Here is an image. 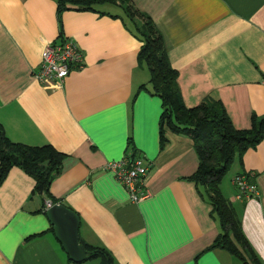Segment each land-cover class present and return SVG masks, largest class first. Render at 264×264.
<instances>
[{
	"label": "crops",
	"instance_id": "obj_1",
	"mask_svg": "<svg viewBox=\"0 0 264 264\" xmlns=\"http://www.w3.org/2000/svg\"><path fill=\"white\" fill-rule=\"evenodd\" d=\"M130 3L161 34L186 107L218 100L238 130L250 128L252 115L264 116V0ZM96 8L117 14L112 6ZM60 29L82 50L84 67L45 88L33 72L44 46L61 40ZM139 47L109 15L71 9L59 24L54 0H0V125L13 143L50 145L64 155L50 197L77 214L79 240L106 250L114 264H239L224 250L205 251L220 229L202 188L188 180L198 167L193 142L168 133L160 147L161 101L147 91ZM127 155L151 164V196L138 203L104 170ZM233 167L220 190L264 264V138ZM241 173L253 175L258 197L236 199L233 179ZM33 187L18 168L0 186V264H79L50 232L44 204L54 203Z\"/></svg>",
	"mask_w": 264,
	"mask_h": 264
},
{
	"label": "trees",
	"instance_id": "obj_2",
	"mask_svg": "<svg viewBox=\"0 0 264 264\" xmlns=\"http://www.w3.org/2000/svg\"><path fill=\"white\" fill-rule=\"evenodd\" d=\"M54 1L59 24L65 11H94L121 20L124 27L140 43L137 65L148 72L149 89L142 85L139 90H147L161 101L160 147L167 144L168 133L187 136L193 142L198 167L188 180L202 188L203 193L200 195L210 205L211 214L216 218L220 229L219 235L205 251L221 249L239 264H261L243 236L241 221L232 204L222 195L220 184L235 163L242 165L245 152L256 148L263 140L264 116L252 115L250 128L238 130L233 126L224 105L218 100L206 99L195 107H186L177 83L178 72L169 63L161 34L151 18L134 8L130 0ZM99 6H112L117 14L100 11L96 8ZM60 33L61 29L59 36L61 40L65 39ZM63 158L64 155L50 145L32 147L11 142L0 125V186L9 171L18 168L33 179L32 194L51 198L49 187L60 172ZM250 181L254 183L252 178ZM51 200L54 204H60L59 201ZM244 200L246 199L242 197L240 201ZM50 232L53 233L52 227ZM34 237L36 236L28 240ZM79 243L87 252L86 261L99 260V264H114L113 257L106 250L87 245L80 240Z\"/></svg>",
	"mask_w": 264,
	"mask_h": 264
},
{
	"label": "built area",
	"instance_id": "obj_3",
	"mask_svg": "<svg viewBox=\"0 0 264 264\" xmlns=\"http://www.w3.org/2000/svg\"><path fill=\"white\" fill-rule=\"evenodd\" d=\"M83 67L82 50L74 42L63 39L44 46L33 78L45 88H55L62 85L71 72L81 70ZM262 83L264 85V77ZM150 168L151 164L144 157L127 155L119 161L106 163L104 170L111 173L124 187L131 203H138L151 196L147 187ZM251 178L253 175L244 174L233 179L237 200H241L242 197L245 199L258 197L257 186L250 181ZM52 205L54 204L46 201L44 209L47 210Z\"/></svg>",
	"mask_w": 264,
	"mask_h": 264
},
{
	"label": "water",
	"instance_id": "obj_4",
	"mask_svg": "<svg viewBox=\"0 0 264 264\" xmlns=\"http://www.w3.org/2000/svg\"><path fill=\"white\" fill-rule=\"evenodd\" d=\"M55 239L73 263L88 259L87 252L79 243L80 220L75 212L61 204H54L45 211Z\"/></svg>",
	"mask_w": 264,
	"mask_h": 264
},
{
	"label": "rangeland",
	"instance_id": "obj_5",
	"mask_svg": "<svg viewBox=\"0 0 264 264\" xmlns=\"http://www.w3.org/2000/svg\"><path fill=\"white\" fill-rule=\"evenodd\" d=\"M110 10V9H109ZM112 10V9H111ZM147 73V72H146ZM235 167L232 168L231 171L227 173V175L223 178L224 180L230 179L232 177V174L234 173Z\"/></svg>",
	"mask_w": 264,
	"mask_h": 264
}]
</instances>
